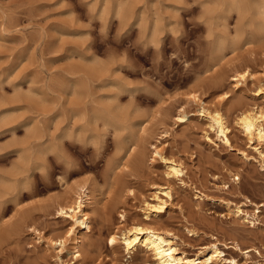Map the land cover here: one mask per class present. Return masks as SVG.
Instances as JSON below:
<instances>
[{"label": "rangeland", "instance_id": "374dc122", "mask_svg": "<svg viewBox=\"0 0 264 264\" xmlns=\"http://www.w3.org/2000/svg\"><path fill=\"white\" fill-rule=\"evenodd\" d=\"M261 86L264 0H0V264H157L127 251L134 223L169 232L190 258L217 244V264H264V141L236 124L264 109ZM191 94L222 109L231 145ZM157 148L184 164L183 182ZM79 185L93 202L76 258L58 208ZM161 186L175 198L146 219Z\"/></svg>", "mask_w": 264, "mask_h": 264}, {"label": "bare ground", "instance_id": "6f19581e", "mask_svg": "<svg viewBox=\"0 0 264 264\" xmlns=\"http://www.w3.org/2000/svg\"><path fill=\"white\" fill-rule=\"evenodd\" d=\"M248 79V72L238 73L232 76V81L235 82V87L239 88ZM258 96L264 94V87H259ZM189 100L202 106V116L209 122V128L216 133L218 139L223 140L227 145H231L232 139L230 133L232 132L231 126L227 121L222 109L206 107L201 104L202 100L199 95L191 94ZM188 100V101H189ZM187 115L184 111H180L178 120L186 122ZM236 124L245 134L250 143L264 141V109L251 108L250 110L242 111L237 117ZM262 166L264 167V149L259 150ZM155 157H159L165 161L167 166V175L170 178L180 180L183 182V177L187 175L186 168L183 163L169 159L164 155L162 148H157ZM239 180V177H236ZM71 202L65 205H60L58 214L62 217L69 218L74 221L75 229L71 231L74 248V255L76 258L81 257L80 246L82 243L81 231L91 229L90 215L87 210L88 204H92L93 196L91 191L85 185H79L73 190ZM175 198V192L172 186H161L158 193L154 196L151 203H147L145 208L146 219H151L152 215H160L165 212L166 208L171 204ZM71 200V199H68ZM227 206L230 214L241 217L244 220H249L250 215L246 213L241 205L231 202L223 201ZM249 222V221H247ZM253 226L256 220L251 222ZM189 232H192L189 230ZM125 244L127 251L136 255L137 252L147 250L153 253L157 264H217L223 260L224 252L218 247L217 244H212L201 249L194 258H190L185 252H182L174 237L166 231L154 228L150 224L134 223L130 228L122 232L120 237ZM119 241L117 235L110 237V244L116 246ZM61 241V245L65 244ZM232 264H239L236 259H225Z\"/></svg>", "mask_w": 264, "mask_h": 264}]
</instances>
